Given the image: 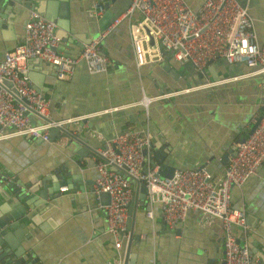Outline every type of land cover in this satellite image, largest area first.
I'll list each match as a JSON object with an SVG mask.
<instances>
[{
  "label": "crops",
  "instance_id": "crops-1",
  "mask_svg": "<svg viewBox=\"0 0 264 264\" xmlns=\"http://www.w3.org/2000/svg\"><path fill=\"white\" fill-rule=\"evenodd\" d=\"M11 1L22 9L24 0ZM190 1L198 6L201 0ZM238 1L246 7L256 43L264 45V0ZM65 2L67 27L62 31L64 37H59L58 48L74 55L104 28L114 14L104 21L107 9L118 12L128 0H109L98 13L92 0ZM11 10L0 16V58L23 37L18 18L23 20L26 9L22 15L21 10L8 17ZM137 17L135 13L130 20L135 22ZM100 48L108 57L103 70L89 71L80 61L64 78H58L53 67L41 58L26 60L28 78L49 99L48 116L56 120L85 114L84 125L90 124L87 131L93 139L89 142L96 144L95 151L117 132L136 129L147 134L149 142L161 143L165 173L172 170L170 167L199 166L215 177L222 176L228 159L223 154L244 136L249 116L260 107L264 77L259 80L258 75L242 74L247 71L243 63H227L221 58L209 60L204 66L206 75L192 78V85L181 81L189 78L190 61L178 64L173 60L177 65L175 75L161 67L164 59L136 66L126 18L101 39ZM238 74L223 83L180 91ZM170 91L174 93L162 95ZM72 147L61 135L47 140L20 134L0 136V171L8 177L5 180L10 176L28 183L38 180L51 190L50 178L43 176L55 177L53 171L57 169L69 179L52 190L55 196L39 190L38 185L32 200L22 205L23 199H19L23 211H18V222L23 231L18 241L22 253L31 252L25 257L28 264L33 257H37L33 264H219L223 250L219 220L198 209H188L183 220L168 224L159 202H148L146 186L140 181L131 183L127 202L130 220L122 230L119 245L114 246L106 229L104 206L93 188L99 156L89 152L88 160ZM155 150V145L144 148L150 158L144 156L143 169ZM61 185L66 189L59 190ZM24 189L27 191L26 185ZM15 203L7 205L6 213L17 212ZM230 204L245 210L247 226H235L234 233L249 249L251 264H264V160L256 174L231 187ZM11 256L14 258L12 252Z\"/></svg>",
  "mask_w": 264,
  "mask_h": 264
},
{
  "label": "built area",
  "instance_id": "built-area-1",
  "mask_svg": "<svg viewBox=\"0 0 264 264\" xmlns=\"http://www.w3.org/2000/svg\"><path fill=\"white\" fill-rule=\"evenodd\" d=\"M92 3L95 13L102 11L99 0H92ZM135 13L138 17L132 22L130 19ZM123 18L127 19L136 66L161 61L170 51L172 57L190 61L199 71L209 60L221 58L227 63L257 66L252 72H264V45L256 43L246 7L238 0H201L196 9H192L186 0H128L127 5L112 15L104 28L74 55L58 48L55 22L31 9L23 23L22 39L5 50L0 58V136L20 134L47 140L50 127L86 117L80 114L51 119L48 116L49 99L28 78L26 60L31 57L43 59L53 67L58 78L71 74L80 61L89 71L103 70L108 57L101 50L100 41ZM239 76H225L183 87L180 91L223 83ZM172 93L174 91L162 95ZM259 105V109L249 116L246 133L235 144L220 177L199 166L175 167L168 175H163L159 173V164L152 163V159L143 169L144 156L150 158V154L143 151L149 145V136L136 129L125 128L98 148L93 188L108 192L109 201L103 206L106 229L114 239V246L119 245L126 225L130 179H136L146 186L148 202H159L166 223L179 222L185 218L188 209H198L201 214L220 222L224 264H251L249 249L234 233L235 226H247L245 210L230 204V189L256 174L264 160V95ZM27 112L42 121L31 123ZM66 187L61 185L59 190ZM150 213L148 210L147 214Z\"/></svg>",
  "mask_w": 264,
  "mask_h": 264
},
{
  "label": "water",
  "instance_id": "water-1",
  "mask_svg": "<svg viewBox=\"0 0 264 264\" xmlns=\"http://www.w3.org/2000/svg\"><path fill=\"white\" fill-rule=\"evenodd\" d=\"M108 1L109 0H102L100 1V4L107 5ZM186 2L189 4V6L192 9H196L197 4L191 3L190 0H186ZM22 6L26 9V16L29 10L32 9V10L37 11L39 14L43 15L45 18L50 19L53 22H55V24L57 25L55 32L58 33L60 38L64 37V33L62 31L63 29L67 27L66 20H65V16L67 15V3L65 2V0H37V3L24 0ZM23 7L22 9H20L19 6L13 5L11 0H4L0 5V8L2 10V13L0 16L3 17L4 16L3 13L6 12L8 8L12 9L11 13L8 14V17H11L17 13H21L20 12L21 10H22L21 15H22L24 11ZM110 13L115 14L116 11L107 9L105 17L103 18L104 21L107 18H109ZM26 16H23L22 21L18 18V21L21 23V25H23ZM173 60H176L178 64L182 63V61L177 60L174 57H172L170 51H168L164 60L160 64L162 68L164 69L168 68L170 73L172 75H175V74H178L176 71L177 65L173 62ZM256 68L257 66L247 67V71L245 72H252ZM188 72H189V78L183 77L181 78V81L184 84L187 83V84L192 85L193 82L191 81V79L194 77H202V75H206L207 70L206 68H203L201 71L196 70L193 64L189 63ZM245 72H242V73H245ZM251 75H258L260 76L259 80H261V77H264V72L263 71L252 72ZM4 82L7 84H10V82L6 79H4ZM12 90L14 89L12 88ZM27 114L29 115L31 123H38L42 121L40 118L35 117L30 112H27ZM50 118L52 119V117ZM85 118L86 117H81L75 121L63 122L58 126L50 127L48 130V137L53 138L55 135H58V136L61 135L65 137L66 141L69 144L73 145L72 150L85 156V158L89 160V152L97 153V151H95L93 148V146L96 144L89 142V140L93 139V136H91L87 131V127L90 124L86 123L84 125ZM252 127L253 125L250 126V129L248 130V132L252 129ZM242 138L243 136L239 140H241ZM149 145L153 147L155 145V149H156L154 155L152 156V160H151L152 163L159 164L160 174L168 175L171 171L168 173H165L163 171V166L165 164L162 162V156L164 154V150H162L161 143L155 144L154 142L150 141ZM233 152H234V146L231 145L226 150V152L223 154V157L227 159L228 155H231ZM92 163L94 162L92 161ZM109 167L114 168L113 165H109ZM170 168L173 169L172 167ZM53 172H54L55 177L43 176V179L50 178L49 185L51 187V190L50 189L47 190L44 188L45 184L43 185V182H40L38 180L36 182L28 183V182H23L19 180L18 177L16 176H10L9 180H5L7 176L5 175V173L0 171V197H1V200H0V264H28V260H26L25 257L27 256L28 253H31V252H27L25 254L22 253L23 248L21 247L18 241L20 233L21 231H23V229L21 228L18 222V211L20 212L23 211L22 206L20 205L19 199H23L22 205H24L23 203H25V201L32 200V198L35 195L34 189L38 185H39V190L44 189L49 196H55L57 193L55 192L53 193L52 190L53 191L57 190V187L59 184L68 182L69 179L68 177H65L59 174L57 169H55ZM132 182H138V181L136 179H130V184ZM41 184L43 187L41 186ZM24 185H26L27 191L24 189ZM40 186H41V189H40ZM143 187L145 188L144 185ZM39 192H42V191H39ZM97 195L101 199L100 203L102 205L108 203L109 195L107 191H97ZM9 199L12 201V203L13 201H16L14 205L16 206V209H18L17 212L12 211V213H6L7 205L11 203ZM128 220H130V218L126 219V223L128 222ZM4 226L7 227V229H5ZM3 242L5 243L2 244ZM11 252L13 253L14 258H12ZM36 258L37 257L31 258L29 262L33 264ZM219 264H224L223 259L220 260Z\"/></svg>",
  "mask_w": 264,
  "mask_h": 264
}]
</instances>
